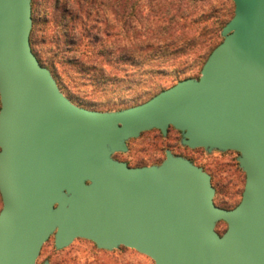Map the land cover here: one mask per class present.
I'll return each mask as SVG.
<instances>
[{
	"label": "water",
	"instance_id": "obj_1",
	"mask_svg": "<svg viewBox=\"0 0 264 264\" xmlns=\"http://www.w3.org/2000/svg\"><path fill=\"white\" fill-rule=\"evenodd\" d=\"M233 1L198 78L100 111L73 102L39 61L32 0H0V264H51L37 261L52 236L57 249L84 238L155 264H264V0ZM170 127L190 148L239 153L238 205L218 206L211 175L170 149L154 165L115 157Z\"/></svg>",
	"mask_w": 264,
	"mask_h": 264
},
{
	"label": "rangeland",
	"instance_id": "obj_2",
	"mask_svg": "<svg viewBox=\"0 0 264 264\" xmlns=\"http://www.w3.org/2000/svg\"><path fill=\"white\" fill-rule=\"evenodd\" d=\"M36 1L33 45L38 55H49L52 44L43 39L57 29L53 16L62 20L58 27L68 23L76 35L87 36L88 46L81 51L86 60L90 57L98 64L87 62L83 67L86 73H82L80 66L66 63L56 73L62 80L61 90L73 102L100 111L141 104L186 77L198 78L210 52L208 43L216 37L212 32L217 19L229 21L235 14L233 0H181L190 12L188 19L176 16L183 7L179 2L172 4V0ZM222 39L219 32L215 44ZM80 55V50L67 54L76 58ZM181 138L174 127L166 136L159 129L145 131L129 140L127 152H118L115 157L131 166L154 165L160 164L170 149L211 175L218 206L238 205L246 182L239 153L190 148L181 143ZM2 205L0 197V210ZM226 229L225 222L218 223L220 233ZM46 260L51 264H155L151 257L133 248L101 249L84 238L57 249L54 236L43 245L37 262Z\"/></svg>",
	"mask_w": 264,
	"mask_h": 264
},
{
	"label": "trees",
	"instance_id": "obj_3",
	"mask_svg": "<svg viewBox=\"0 0 264 264\" xmlns=\"http://www.w3.org/2000/svg\"><path fill=\"white\" fill-rule=\"evenodd\" d=\"M36 2H37L36 0H32L33 21H36V20H34L35 19L34 7L36 6ZM178 2L180 3V6L183 7V9H178L180 12L177 13L176 16L178 18H180V19H188L189 15H190V12H188V9L184 7V5L182 4L181 0H172L171 3L172 4H177ZM53 18H56L55 21L57 22V24H56L57 25V29L52 31L51 34H49L47 37H44V39H43L44 41H47L48 43L52 44L51 48L47 51V53L49 54L48 57L43 58L42 56L38 55L37 52L35 51V47L33 45V41H34L33 40V34H34V29L33 28H32V31H31L30 39H31V45L33 47L32 49L35 52L36 56L38 57L39 61L41 62V64L46 65V66H48L51 69L54 77L57 78V82H58L59 86L61 87V89H63L62 80L60 78V75L58 73H56V69L59 68L60 65L66 64V63H68V64L70 63V64H73V65H78V67L79 66L81 67L80 71H82V73H86V72H84L83 67L85 66V64L87 62L90 61L93 66H96L98 63L96 61H93L90 57H88V60H86L85 57H84L85 56L84 53L81 51V48L83 46H85V45L88 46V44L85 43V40H86L87 36H85V35H76L73 32L74 28H71L68 23H65L64 25H61L60 27H58L59 23L62 20L58 19L59 18L58 15L53 16ZM229 21H224L223 19H220V18L217 19V21L215 23L216 27H215L214 31L212 32L213 35H216V37H218L219 36V32L221 33L222 28ZM88 30H91V29H88ZM216 37H214L215 39H214L213 42L208 43L210 45V52H209L208 56L213 51V49L218 44L221 43V41H220V42H217L215 44ZM78 50H80V53H81V55L78 58L67 56V54L69 52H72V51H76L77 54H78ZM89 58H90V60H89ZM187 78H189V77H186L185 79H187ZM68 97L72 100V97L70 95H68ZM0 108H1V101H0ZM0 197H1V193H0Z\"/></svg>",
	"mask_w": 264,
	"mask_h": 264
},
{
	"label": "flooded vegetation",
	"instance_id": "obj_4",
	"mask_svg": "<svg viewBox=\"0 0 264 264\" xmlns=\"http://www.w3.org/2000/svg\"><path fill=\"white\" fill-rule=\"evenodd\" d=\"M181 132V131H180ZM182 134V133H181Z\"/></svg>",
	"mask_w": 264,
	"mask_h": 264
}]
</instances>
